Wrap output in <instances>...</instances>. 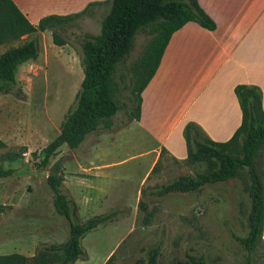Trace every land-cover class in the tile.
Returning a JSON list of instances; mask_svg holds the SVG:
<instances>
[{
	"label": "rangeland",
	"instance_id": "obj_1",
	"mask_svg": "<svg viewBox=\"0 0 264 264\" xmlns=\"http://www.w3.org/2000/svg\"><path fill=\"white\" fill-rule=\"evenodd\" d=\"M107 10L108 6L92 7L83 17L70 21L64 32H58L67 42L63 47L52 43L50 31L0 46L2 54L30 39L40 45L35 61L16 67L15 82L0 81V140L6 145L0 149V165L13 170L11 176L0 178V204L4 206L0 212V255L28 257L36 249L66 241L68 222L56 213L53 193L46 183L49 168L60 160L64 168L62 192L76 202L81 221L118 212L113 222L83 238L86 257L76 264H105L109 257L107 264H146L155 248L157 264H186L190 255L203 257L207 264H242L246 252L236 238L247 234L245 177L209 184L194 192L160 196L162 186L182 176L195 177L205 165H185L162 153L156 169L149 172L148 158L129 159L139 147L126 144L123 135L110 140V132L129 123L128 113L135 106V65L153 38L152 26L137 32L128 57L116 67L115 99L121 110L112 118V129L100 125L77 149L63 145L47 167H38V153L59 134L60 123L75 106L83 78L81 43L87 35L99 33ZM22 146L27 149L22 158L1 161L6 151ZM123 184H131L130 189L138 184V194H128L125 205L118 202L123 201ZM104 194L110 198H103ZM139 202L145 205L144 210L138 208ZM149 213L152 216L146 224L143 219Z\"/></svg>",
	"mask_w": 264,
	"mask_h": 264
},
{
	"label": "trees",
	"instance_id": "obj_2",
	"mask_svg": "<svg viewBox=\"0 0 264 264\" xmlns=\"http://www.w3.org/2000/svg\"><path fill=\"white\" fill-rule=\"evenodd\" d=\"M108 6L101 20L97 35H87L81 43L83 78L75 95V106L60 123L59 134L38 153L39 168H45L57 150L65 145L77 149L85 137L100 125L112 129V118L121 110L115 99L118 85L113 80L117 65L128 57L138 31L152 26L153 38L143 51L133 74L132 95L134 108L128 113V121H139L142 92L155 75L163 52L171 35L186 23L214 31V21L200 8L197 0H104L92 2L78 13L59 16L48 15L32 25L11 0H0V46L38 32L50 31L52 43L63 47L67 42L58 32H64L70 21L86 15L92 7ZM40 52L36 39L10 48L0 54V81L15 82L16 67L27 61H35ZM134 67V66H133ZM142 78L139 80L140 75ZM234 95L241 111V123L226 142H214L200 137V128L188 123L184 128L186 144L185 165L204 164L205 170L195 177L182 176L160 188L158 195L188 193L217 183H225L245 177L244 189L249 199L246 219L247 234L237 237L245 250L242 264H264V111L262 94L255 86L237 85ZM0 140V149H5ZM27 153L25 146L2 154V162H14ZM36 152L31 153L35 157ZM153 166L152 172L156 169ZM12 169L0 165V178H7ZM64 168L57 160L48 170L46 183L53 193L56 213L68 222V236L61 244H51L36 249L32 256L18 253L0 255V264H74L85 260L81 245L83 238L99 226L111 223L118 212L94 216L81 221L78 206L69 194L62 192ZM0 204V212L3 210ZM138 208L145 209L142 202ZM152 213L143 221L150 223ZM158 248L150 250L146 264H157ZM111 257L105 262L107 264ZM186 264H207L203 257L188 256Z\"/></svg>",
	"mask_w": 264,
	"mask_h": 264
},
{
	"label": "crops",
	"instance_id": "obj_3",
	"mask_svg": "<svg viewBox=\"0 0 264 264\" xmlns=\"http://www.w3.org/2000/svg\"><path fill=\"white\" fill-rule=\"evenodd\" d=\"M11 1L37 25L45 16L72 15L104 0ZM197 2L216 29L209 31L189 22L175 31L142 92L139 121L132 120L109 134L110 140L123 135L126 144L139 147L129 159L148 158L149 172L162 153L177 161L186 158L184 128L188 123L196 124L214 142L229 140L241 123L234 95L237 85L259 88L264 111V0ZM137 185L130 189L131 184H123V201L118 202L127 204L131 193L138 194ZM103 198L110 197L104 194ZM79 261L83 260L74 264Z\"/></svg>",
	"mask_w": 264,
	"mask_h": 264
}]
</instances>
